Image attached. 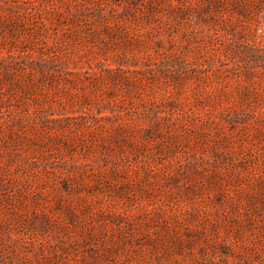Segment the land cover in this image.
Here are the masks:
<instances>
[{
  "label": "rangeland",
  "instance_id": "1",
  "mask_svg": "<svg viewBox=\"0 0 264 264\" xmlns=\"http://www.w3.org/2000/svg\"><path fill=\"white\" fill-rule=\"evenodd\" d=\"M0 264H264V0H0Z\"/></svg>",
  "mask_w": 264,
  "mask_h": 264
}]
</instances>
